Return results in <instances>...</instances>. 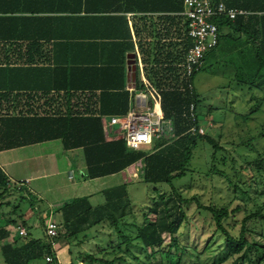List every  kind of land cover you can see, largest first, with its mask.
<instances>
[{"label": "crops", "instance_id": "crops-1", "mask_svg": "<svg viewBox=\"0 0 264 264\" xmlns=\"http://www.w3.org/2000/svg\"><path fill=\"white\" fill-rule=\"evenodd\" d=\"M178 2L0 0V84L5 86L0 89V116L97 115L106 140L120 138L118 133L105 129L110 117L119 114L102 110L122 109L126 92L128 107L137 103L139 94L146 91V82L153 85L147 71L176 66L192 44L184 10L178 9ZM230 31L224 28L222 33ZM222 33L218 47L223 45V51L253 62L252 44L246 42L245 34H233L230 42L239 40L230 51ZM132 64H136V70ZM209 125L215 126L212 117ZM152 145L144 149L151 151ZM141 166L138 161L117 173L86 178L83 148L66 149L62 139L0 151V167L9 179L28 180L25 187L32 196L28 202L34 203L24 213L29 234L31 224L37 222L35 212L47 224L49 220L59 221L54 219L53 206L60 207L73 197L87 195L93 205L101 204L105 189L137 177ZM102 179L106 186L97 191L89 188ZM99 193L103 197L93 202ZM41 206L49 210L44 212ZM11 210L12 204L2 207L4 212ZM2 221L10 235L0 240V249L2 243L18 236L17 225L10 223L7 216ZM45 228L42 225V239L48 241ZM63 248L69 250L70 244ZM54 250L60 253L56 240ZM2 258L0 250V263Z\"/></svg>", "mask_w": 264, "mask_h": 264}, {"label": "trees", "instance_id": "trees-1", "mask_svg": "<svg viewBox=\"0 0 264 264\" xmlns=\"http://www.w3.org/2000/svg\"><path fill=\"white\" fill-rule=\"evenodd\" d=\"M178 1V9L184 10V0ZM224 1L229 7L244 8L251 11L252 14L239 16L234 20L226 17L217 19L220 41L216 48L221 44V33L224 28L231 30L227 34L222 33V37L226 38L227 48L230 51H234L236 42L239 40L234 38L230 42L233 34L235 32L245 34L247 36L246 42L252 44V51L254 52L253 62L256 65V69L253 73L249 71L250 75L246 79L241 77L238 80L251 85L263 86L264 0ZM247 63L249 64L251 61ZM203 69H205V65ZM180 70V67L172 66L151 68L147 71V75L153 85L161 91L165 117L172 119L174 125V137L164 136L155 140L151 151L146 149L131 150L127 147L123 138L106 140L102 120L97 115L56 117L0 116V151L42 141L62 139L66 149L83 148L84 162L86 164L84 176L86 178H96L110 173H117L141 161L142 166L138 170L140 180L145 183L164 182L171 184L174 179L185 175L193 157L194 149L201 140H207L214 146V159L217 151L223 149V146L208 132L204 135L187 132L192 122L183 113L191 99L185 92L177 89L182 83ZM2 87L5 86L0 84V89H3ZM7 87L10 88V86ZM195 90V102L200 118V97L196 85ZM125 96L126 105L122 109L111 112L102 110V112L111 114L126 113L129 110V93L126 92ZM255 163L261 170L264 167V157L256 159ZM227 178L230 183H233L229 176ZM235 186L237 187L238 185L235 184ZM104 195L105 201L101 204L93 205L89 196L83 195L63 202L58 208L61 213V219L58 222L64 228L62 234L68 240L70 247L81 244L83 241L81 237L89 239V231L103 224L118 228L119 232H121L119 225L125 224L123 220L131 211L132 206L128 182L105 189ZM10 197L12 200L9 199ZM14 198H18V201H15ZM28 198L32 199V196L25 185L20 188L10 186L9 177L0 167V240L2 242L10 235L9 230L6 229V222H3L2 218L7 216L10 223L17 226L20 224L26 226L27 219L24 218V213L21 212L20 200L28 201ZM189 200L175 191L171 194H159L154 199L148 213L153 214V217L141 224H135L137 229L136 240L143 251H151V255L156 256L159 247L164 241L165 233L172 236V244L177 243L176 235L183 221L187 219L188 212L184 204ZM193 200H196V198ZM196 201L200 209L208 210L212 213L216 230L225 236L229 253L232 256L239 255L234 264H264V244L255 238L256 235L262 236V232L258 233L256 228L249 225V222L254 219L259 221L262 228H264V213L262 209L246 214L241 221L240 230L233 232L234 227L232 224H228V221L236 212L244 208L243 205L230 208V205H206L199 202L198 199ZM9 204H12V210L10 212L2 211V207ZM30 206H34L32 201H30ZM60 234L59 230L55 240ZM124 237L128 244L133 240L129 234H124ZM110 245L112 247L116 246L113 251L119 252L120 244L112 242ZM71 249L69 248V251L73 253ZM0 250L7 264H30L38 259H44L49 263L46 260V256L49 254L54 256L52 262H57V253L50 242L42 238L33 237L29 232L27 236L18 234L15 240L2 243ZM73 254V264H78L80 261L88 262V264H94L99 261L108 264L121 263L116 262L117 259L108 261L98 258L95 254L88 252ZM118 259L123 261L126 258L122 255L118 256Z\"/></svg>", "mask_w": 264, "mask_h": 264}, {"label": "rangeland", "instance_id": "rangeland-1", "mask_svg": "<svg viewBox=\"0 0 264 264\" xmlns=\"http://www.w3.org/2000/svg\"><path fill=\"white\" fill-rule=\"evenodd\" d=\"M240 58L237 54L223 51L222 45V48L218 47L208 55L205 69L196 77L201 121L208 133L223 146V149L217 151L215 159L214 146L207 140H201L194 149L185 175L174 179L171 184L145 183L138 176L131 177L127 181L132 206L123 220L125 224L119 225L121 232L108 224L98 226L89 231V239L81 237V244L70 247L73 253H93L108 261L117 259L116 262L120 264H234L239 255L232 256L229 253L225 236L216 230L212 213L200 209L196 200L206 205H230V208L243 205L244 208L228 221L234 227L233 232L240 230L246 214L260 209L264 213V167L260 170L255 163L256 159L264 157V85H251L238 80L241 77L246 79L250 75L249 71L253 73L256 69L254 62L248 64ZM210 117L214 127L209 125ZM167 136L174 137V133L168 131ZM227 176L233 183L229 182ZM105 182L103 179L95 181L89 188L97 191L107 185H102ZM174 191L190 199L184 204L188 212L187 219L176 235L178 244H172V236L165 233L164 241L154 256L151 251H143L137 243L135 224L153 217V214H148L149 209L159 194H171ZM101 197V193L95 194L93 202ZM194 198L196 200L192 201ZM14 199L18 201V198ZM20 203L22 213L31 209L27 200H20ZM58 207L57 204L53 206L55 220L61 219ZM41 208L44 212L49 210L43 206ZM34 216L37 222L31 224L30 235L43 238L42 225L45 226L46 222H41L36 212ZM40 222L42 225H39ZM57 223L61 234L56 239L60 250V253L57 252L56 263L73 264L74 254L63 248L68 244L62 234L64 228ZM249 225L256 228L258 233L262 232V236L256 235L255 238L264 244V228L260 222L253 219ZM124 234L132 236L130 244L126 243ZM112 242L120 244L119 252L113 251L116 246L112 247ZM122 255L126 258L123 261L118 259ZM56 263L38 259L30 264ZM0 264L7 263L2 258ZM78 264L88 262L80 261ZM94 264L108 263L99 261Z\"/></svg>", "mask_w": 264, "mask_h": 264}, {"label": "built area", "instance_id": "built-area-1", "mask_svg": "<svg viewBox=\"0 0 264 264\" xmlns=\"http://www.w3.org/2000/svg\"><path fill=\"white\" fill-rule=\"evenodd\" d=\"M183 13L187 20V36L191 38L192 44L187 48L183 59L176 64L181 69L182 80L177 89L185 92L191 99L183 113L192 122L187 132L204 135L207 128L198 116L194 77L204 67L208 52L219 43L220 30L217 19L226 17L234 20L239 16H248L252 12L240 7H229L224 0H184ZM162 99L161 91L146 82V91L139 94L137 103L131 105L124 114L112 115L109 122L105 123V129L118 133L131 150H141L151 146L155 140L167 136L168 131L174 133L172 119L165 117ZM27 182L28 180L14 182L9 179V185L17 188ZM17 232L20 236L28 235L26 226L22 224L17 226ZM45 233L54 249V240L59 234L58 223L49 220ZM46 260L52 262L54 256L49 254Z\"/></svg>", "mask_w": 264, "mask_h": 264}, {"label": "water", "instance_id": "water-1", "mask_svg": "<svg viewBox=\"0 0 264 264\" xmlns=\"http://www.w3.org/2000/svg\"><path fill=\"white\" fill-rule=\"evenodd\" d=\"M132 65H133L132 69L136 70V64H132Z\"/></svg>", "mask_w": 264, "mask_h": 264}]
</instances>
